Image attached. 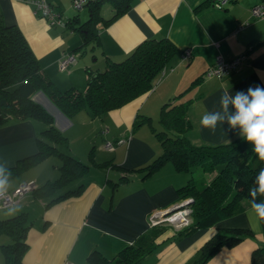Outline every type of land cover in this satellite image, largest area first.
I'll return each mask as SVG.
<instances>
[{"label":"crops","instance_id":"crops-1","mask_svg":"<svg viewBox=\"0 0 264 264\" xmlns=\"http://www.w3.org/2000/svg\"><path fill=\"white\" fill-rule=\"evenodd\" d=\"M46 1L64 24L50 23L35 10L32 0H0V15L6 23L21 29L42 69L60 89L84 90L87 68L101 70L107 59L122 60L145 38L167 37L177 47L147 93L100 116H92L85 108L69 116L42 90L31 94L67 137V145L56 144L57 150L72 154L90 166L82 178L81 194L47 205L46 198L35 197L28 191L17 203L0 207V221L27 216L23 264H62L66 259L73 264H86L92 251L98 250L111 258L148 230L149 214L177 202V189L190 176L208 182L215 175L216 169L205 171L195 166L191 171H178L166 162L152 174L143 176L133 172L130 178L121 180L119 170L95 162L111 159L125 169H132L161 153L162 146L152 127L160 129V106L168 100H190L187 115L191 126L185 135L193 145L222 143L240 136V129L230 130L227 123L218 125L213 133L201 127L200 119L205 112L219 110V98L224 90L234 95L236 91H247L249 86L264 87V18L250 13L253 5H264V0H237L220 7L208 4L198 11L195 7L205 0H132L126 12L99 29L97 45L80 48L75 52V62L64 70L59 59L81 44L79 33L65 22L74 16L78 22L86 19L88 6L84 4L72 12L71 0ZM100 13L110 17L111 4L102 3ZM186 49L190 54L185 57ZM242 53L243 60L221 77L204 76L218 54L229 59ZM136 113L150 117V125L144 123L133 128ZM44 127V123L33 119L11 118L1 124L0 163L10 168L19 159L33 154ZM120 138L124 140L113 150L103 146L106 140L115 142ZM60 164L59 154L48 155L10 175L4 190L28 181L39 185L55 179ZM240 203V212L213 227L181 237L167 228L155 239V249L139 264H194L197 250L207 237L217 228L235 227L247 228L252 234L233 246L220 247L204 264H250L252 250L264 246V234L250 201L242 198ZM11 242L10 235L0 232V264L4 263L1 245Z\"/></svg>","mask_w":264,"mask_h":264},{"label":"trees","instance_id":"trees-1","mask_svg":"<svg viewBox=\"0 0 264 264\" xmlns=\"http://www.w3.org/2000/svg\"><path fill=\"white\" fill-rule=\"evenodd\" d=\"M215 1L217 0H205L195 7V11L214 4ZM235 1L237 0H225ZM104 2L110 3L113 8V13L108 18L100 13V6ZM131 2L132 0H87L86 19L78 22L74 16L66 22L81 37V44L72 52L75 53L86 45L91 48L97 45L99 29L126 12ZM176 51L177 47L167 37L145 38L122 60L107 59L101 70L87 68L84 90L75 87L60 89L42 69L21 29L15 24L6 23L0 15V125L11 118L33 119L45 124L37 138V150L8 168L11 175L57 153L61 158L59 175L36 185L30 191L35 197L46 198L47 205L81 194L84 188L82 178L90 165L72 154L57 150L56 144L67 145V137L55 127L51 115L31 98V94L42 90L69 116L81 108L87 109L92 116H100L147 93ZM189 102L190 100H168L160 106V129L152 127V130L160 141L162 151L151 161L132 169H125L111 159L95 162V165L119 170L121 180L130 178L133 172L147 176L166 162H170L178 171H191L195 166L205 171L216 169L215 175L208 182L190 176L177 189L178 200L189 199L190 222L178 229L171 226H150L111 258L98 250L92 251L86 264H139L155 249V239L167 228H172L176 237L189 235L198 229L213 227L220 220L240 212L242 198L250 201L248 190L254 186L252 181L260 168L264 167V162L256 157L252 145L241 135L227 142L193 145L185 135L191 126L187 115ZM144 123L150 125V117L136 113L132 127L136 128ZM90 160L92 162V157ZM72 182L75 184L68 187ZM259 222L264 234V220L259 219ZM27 227L26 215L0 221V232L12 238L11 243L1 245L3 264H23L22 257L27 248ZM250 234L252 233L247 228H217L199 246L194 264H204L220 247L233 246ZM250 264H264V246L252 250Z\"/></svg>","mask_w":264,"mask_h":264},{"label":"clouds","instance_id":"clouds-1","mask_svg":"<svg viewBox=\"0 0 264 264\" xmlns=\"http://www.w3.org/2000/svg\"><path fill=\"white\" fill-rule=\"evenodd\" d=\"M227 123L229 129H240L242 138L250 145L256 157L264 162V87L249 86L247 91L231 94L224 90L219 98V110L208 111L200 119L202 128L213 133L218 125ZM11 173L7 165L0 163V191L8 184ZM248 190L251 209L255 215L264 220V167L252 181Z\"/></svg>","mask_w":264,"mask_h":264},{"label":"built area","instance_id":"built-area-1","mask_svg":"<svg viewBox=\"0 0 264 264\" xmlns=\"http://www.w3.org/2000/svg\"><path fill=\"white\" fill-rule=\"evenodd\" d=\"M35 3V10L40 12V15L45 17L50 23H61L59 13L52 9L50 3L46 0H32ZM87 0H71V5L74 9H80ZM225 3V0H217L214 2V5L220 7ZM250 13L256 18H264V5L255 4L250 8ZM246 22L242 23L244 25ZM66 24V22H65ZM190 54V50L186 49L184 51L185 57ZM245 54H238L232 58H224L221 54L216 56L215 62L213 65L208 67L204 71V76L206 77H221L229 69L238 65L244 58ZM76 55L74 52H68L59 59V66L62 70L66 69L68 65L75 62ZM124 139H117L115 142L112 140H106L103 146L108 150H113L117 143H121ZM36 186L34 181H28L20 184L19 186L0 191V207L11 206L25 195L26 192L30 191ZM189 199H180L177 202L173 203L169 207L160 210H154L149 214V225H159L166 224L170 225L174 229H178L185 224H188L190 221L191 207L188 204ZM62 264H73L69 260H64Z\"/></svg>","mask_w":264,"mask_h":264},{"label":"rangeland","instance_id":"rangeland-1","mask_svg":"<svg viewBox=\"0 0 264 264\" xmlns=\"http://www.w3.org/2000/svg\"><path fill=\"white\" fill-rule=\"evenodd\" d=\"M69 9H71L72 12L75 11V9H73V7H72V5H71V1H70V3H69ZM84 10H85V9H84ZM159 126H160V125H159ZM53 157H55V156H52V159H55V158H53ZM56 159H57V158H56ZM73 183H74V182H72V183L69 185V187H70L71 185H74V184H75V183H74V184H73ZM189 222H190V221H189ZM189 222H188V223H189ZM159 225H160L161 227L166 226V224H159ZM185 225H186V224H185ZM167 226H170V225H167Z\"/></svg>","mask_w":264,"mask_h":264}]
</instances>
